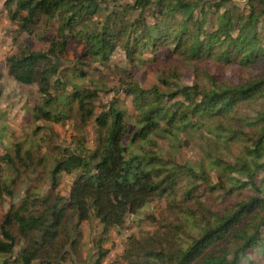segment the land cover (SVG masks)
I'll return each mask as SVG.
<instances>
[{
	"label": "trees",
	"instance_id": "obj_1",
	"mask_svg": "<svg viewBox=\"0 0 264 264\" xmlns=\"http://www.w3.org/2000/svg\"><path fill=\"white\" fill-rule=\"evenodd\" d=\"M242 2L3 0L21 28L42 20L37 38L47 47H19L5 58L7 75L37 87L30 119L53 124L75 115L78 127L92 125L93 140L89 147L72 135L48 171L50 191L28 188L10 201L0 264L62 262L92 218L101 233L86 264H101L105 234L161 198L177 221L129 236L136 253L128 264H264V0ZM73 45L84 49L64 67ZM98 67L115 82L96 79ZM140 70L155 81L143 86ZM186 71L191 83L181 81ZM189 138L200 139L199 160L163 157L161 140L177 150ZM4 149L0 168L9 173L0 172V197L11 198L33 169L32 155L20 142ZM63 173L73 177L66 196L56 191Z\"/></svg>",
	"mask_w": 264,
	"mask_h": 264
},
{
	"label": "rangeland",
	"instance_id": "obj_2",
	"mask_svg": "<svg viewBox=\"0 0 264 264\" xmlns=\"http://www.w3.org/2000/svg\"><path fill=\"white\" fill-rule=\"evenodd\" d=\"M243 4L244 0H236ZM241 5V4H240ZM43 28L42 20L36 21L26 28H21L16 21L8 16L4 9L3 0H0V66L2 76L0 78V89L2 94L0 98V156L5 153V147H11L13 143L20 142L22 149L31 150V161L33 169L23 172L17 183L12 188L13 197L3 195L0 197V220L1 215L6 211L10 201L17 202L24 195L28 188L34 195L45 194L50 191L48 171L51 169L54 160L65 149L71 145L72 135L84 136L86 144L92 146V125L85 128L78 127V118L73 116L66 119L63 123H45L42 120L33 121L30 119L28 111L39 101V94L35 85H24L14 81L5 67V58L9 53L15 52L19 47H26L29 50L45 49L47 46L37 38V33ZM83 45L72 46L62 66L68 67L71 62L78 59L83 51ZM163 51V48L160 49ZM120 54L114 56L119 59ZM121 57V56H120ZM96 66V65H94ZM232 71L228 70V74ZM108 77L115 82L117 76L104 68H97L95 78L100 75ZM136 79L143 85L149 86L155 81V76L150 71H139ZM194 80L190 71H186L181 78L185 83H191ZM82 86H90V81H79ZM110 82V83H112ZM112 85V84H110ZM110 95L99 94L100 100H106ZM129 106V102L127 103ZM247 111V110H245ZM48 127V128H47ZM199 138H189L177 150H173L166 140H161L163 157H173L177 162L185 161L196 162L202 157L199 150ZM2 176L9 171L0 168ZM72 175L63 173L61 182L56 191L60 195L66 196L69 192ZM38 193V194H36ZM166 201L161 198L152 200L150 208H145L142 215H137L134 220L129 218L125 227L120 231L111 229L104 237L102 246L107 250L101 264H128V260L135 257L136 249L133 246L129 236L142 239L148 233H160L167 227L168 222H176L174 213L165 208ZM75 219L71 223L74 225ZM81 237L76 250L72 249L70 244L66 245V257L58 264H86L94 253L97 252L96 243L100 239L101 226L95 219L82 222L79 225ZM75 230L70 227V236L74 238Z\"/></svg>",
	"mask_w": 264,
	"mask_h": 264
}]
</instances>
